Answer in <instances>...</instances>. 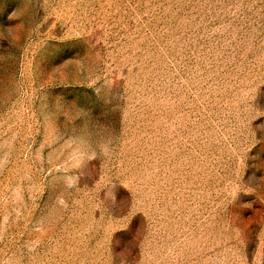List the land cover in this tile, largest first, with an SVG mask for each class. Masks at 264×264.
Masks as SVG:
<instances>
[{
    "label": "rangeland",
    "instance_id": "374dc122",
    "mask_svg": "<svg viewBox=\"0 0 264 264\" xmlns=\"http://www.w3.org/2000/svg\"><path fill=\"white\" fill-rule=\"evenodd\" d=\"M0 264H264V0H0Z\"/></svg>",
    "mask_w": 264,
    "mask_h": 264
}]
</instances>
